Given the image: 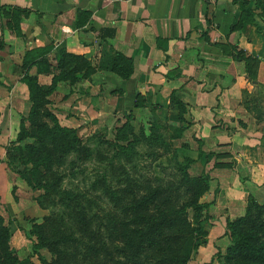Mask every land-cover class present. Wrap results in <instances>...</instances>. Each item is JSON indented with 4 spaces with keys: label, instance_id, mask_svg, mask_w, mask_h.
Wrapping results in <instances>:
<instances>
[{
    "label": "crops",
    "instance_id": "crops-1",
    "mask_svg": "<svg viewBox=\"0 0 264 264\" xmlns=\"http://www.w3.org/2000/svg\"><path fill=\"white\" fill-rule=\"evenodd\" d=\"M59 51L91 72L59 74ZM25 76L46 86L56 76L46 99L64 126L104 128L130 112L171 124L195 151L188 174H209L210 223L187 264H223L225 220L248 195L264 203V120L242 100L264 86V0H0L1 158L30 107Z\"/></svg>",
    "mask_w": 264,
    "mask_h": 264
},
{
    "label": "trees",
    "instance_id": "trees-1",
    "mask_svg": "<svg viewBox=\"0 0 264 264\" xmlns=\"http://www.w3.org/2000/svg\"><path fill=\"white\" fill-rule=\"evenodd\" d=\"M55 57L59 74L64 77L82 66L85 75L91 72L78 55L59 51ZM243 60L246 64V59ZM70 64L72 68L67 69ZM119 65L113 64L112 70L126 77L124 65ZM246 70L245 65L247 78L253 79ZM55 80L53 76L46 86L37 84L34 76L23 78L30 107L26 117L19 120L21 133L14 143L6 145L5 158L0 160L10 167L11 154H16L21 162L24 150L27 155L21 163L30 165L32 188L41 191L35 201L41 208H51L30 231L34 236L31 249L44 248L50 254L41 263L187 264L205 236L200 224L188 219L187 210L198 211L207 206L198 202L206 189V178L188 174L192 159L176 160L171 137L163 131L166 126L157 120L150 123L146 133L139 130L135 134L123 123L116 133L125 143L117 144L108 158L99 156L96 149L81 143L75 129L58 124L46 111V97ZM246 103L244 99L243 105L248 109ZM259 117L258 114L256 118ZM26 138L33 141L21 143ZM139 146L142 151L137 149ZM66 155L73 158L69 165L91 156L97 160L106 158L102 174L91 183L93 190H99V197L61 186L63 175L58 168ZM162 155H169L168 173L164 176L139 173L147 167L140 166L138 158L154 161ZM97 198L104 201V206L99 205ZM225 233L229 243L222 256L223 264H264V203L248 195L243 213L225 221ZM7 240L8 231L0 218V264H15L17 259Z\"/></svg>",
    "mask_w": 264,
    "mask_h": 264
},
{
    "label": "rangeland",
    "instance_id": "rangeland-1",
    "mask_svg": "<svg viewBox=\"0 0 264 264\" xmlns=\"http://www.w3.org/2000/svg\"><path fill=\"white\" fill-rule=\"evenodd\" d=\"M244 98L247 100L246 106L249 109L248 111H250L251 115L256 121L255 124L263 121L264 86H256L255 90L251 89V92H249L247 95H244L243 93L242 100ZM51 104L53 103L46 102L44 107L48 113L50 112L56 118L58 124H60L56 117V114L59 115V112L52 110L53 107ZM258 114L260 115L259 119L256 118ZM43 119L49 121L47 117ZM155 120L161 124H165L166 127L163 131L171 137L170 143L173 147L176 160L179 162L185 159L191 160V157L195 154V151L190 149L187 143H184V140H178V136L174 134L175 130L172 129L173 127L171 124L162 121L161 118H147L144 112H130L127 115H123L122 119L119 121L116 119L112 124L111 122L107 123L106 126L104 125V128H88L85 126L87 123L83 124L84 126L79 125L77 127L70 128L75 129L76 134L82 144L91 147L92 150L96 149L99 156L108 158L117 144L125 143L124 141L120 140V135H117L116 133L123 123H127V125L133 129V134L137 133L139 130L143 131V133H146L150 123ZM251 124L253 123L251 122L250 125ZM24 125L25 128L28 129V124L26 121L24 122ZM11 128L13 133H11L7 145L12 142L14 143L17 136L21 133L19 119H15L14 123L11 124ZM128 136L130 137L131 135ZM32 141V139L26 138L24 141H21V143H30ZM3 148L5 150L6 145ZM137 149L142 151L143 148L139 146ZM22 151L24 154H22L23 157L20 159L21 162L24 161L27 155L24 150ZM11 156L13 158L10 161V167L6 166L4 170V175L6 174V177L0 182V218L2 219V223L8 231L7 243L9 249L17 259L15 264H42L41 261H47L50 258V254L44 248H39L36 250L31 249V242L34 239V236H32L30 231L32 225L35 223H40L42 217L48 214L51 208H41L35 201V198L41 193V191L39 189L32 188L29 174L30 165L28 163H21L17 159V155L14 153L11 154ZM168 157L169 155L158 156V158H156L154 161H151V159L147 157L138 158L137 163L147 167L146 170L140 169L139 173L148 176H164L165 173L169 172L170 168V165L167 163ZM4 158L5 154L2 156V158L0 157V160L2 161ZM71 159H73L72 155H66L63 164L58 168V171H60L63 175V182L61 186L65 189L75 190L76 188V190L83 191L89 197H99V190H93L91 188V183L100 174H102L106 160H97L95 156H91L87 160L77 161L74 163V165H69L68 162ZM191 171L192 174L196 172L194 167H192ZM194 177H205L207 188L209 180L208 173L201 174L199 176L195 175ZM205 192L206 189L201 192L198 202H209L208 199V202L206 200H201ZM96 201L101 207L105 204L104 201L99 200V198H97ZM204 210L205 209H199L197 211L194 209H188L187 217L193 223L198 222L206 233L205 224H209L210 221L208 220L207 213H205Z\"/></svg>",
    "mask_w": 264,
    "mask_h": 264
},
{
    "label": "built area",
    "instance_id": "built-area-1",
    "mask_svg": "<svg viewBox=\"0 0 264 264\" xmlns=\"http://www.w3.org/2000/svg\"><path fill=\"white\" fill-rule=\"evenodd\" d=\"M205 1H212V0H205Z\"/></svg>",
    "mask_w": 264,
    "mask_h": 264
}]
</instances>
